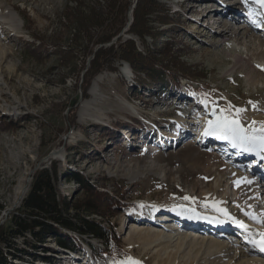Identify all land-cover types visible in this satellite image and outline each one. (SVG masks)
<instances>
[{"label": "rangeland", "instance_id": "374dc122", "mask_svg": "<svg viewBox=\"0 0 264 264\" xmlns=\"http://www.w3.org/2000/svg\"><path fill=\"white\" fill-rule=\"evenodd\" d=\"M76 1L85 8L93 2L0 0V17L6 19L0 22V119L13 122L12 129H0V225L20 206L33 172L55 159L59 161V198L68 200L74 191V204L82 197L78 185L64 178L72 171L90 183L108 181L107 189L102 190L111 196L126 191L129 211L115 214L111 224L116 226L128 257L115 264L128 258L137 264H184V254L165 247L144 250V245L153 240L151 233H145L155 229L163 232L166 228L160 225L177 216L182 225L183 215L215 209L230 223L239 220L247 224L245 229H255L250 219L253 213L246 215L245 211L252 207L261 212L264 196L251 197L248 186L229 175L232 171H253L255 164L247 159L250 155H262L264 162V146L250 152L226 140L219 146L216 136H205L204 131L209 121L215 123L220 118L237 121L249 138H255L257 146L264 139V35L259 28L264 27V3L157 0L177 14L174 20L180 24L162 27L166 34L159 43L173 40L180 61L200 70L206 80L180 82L181 96L167 90L139 89L130 82L134 75L129 66L117 63L115 72L106 70L92 80L83 99L75 85L84 61L81 54L67 65L53 54V48L43 50L41 55L28 53L32 44H58L60 39L63 45L69 43L72 31H68L72 29L67 21L73 19L64 12L75 8ZM9 13L16 14L13 22L7 20ZM248 21L256 27H247ZM33 35L40 41L35 42ZM124 65L128 66L127 75L120 71ZM70 108L76 110L72 126L68 125ZM126 125L132 128L127 130ZM97 127L114 130L113 137L99 136ZM200 128L203 135L198 132ZM244 152L249 156L239 161L234 153ZM258 164L264 169L262 162ZM249 175L255 181L260 178L255 172ZM258 184L261 182L255 184L257 194ZM235 197L236 203L231 204L230 199ZM183 201L187 203H178ZM258 229L264 227L259 225ZM228 234L224 241L233 246ZM235 234L253 238L252 234ZM75 240L80 244L79 252L60 250L48 237L46 245L54 249L48 251V257L55 264H86L90 261V244L103 249L95 238ZM39 262L40 258L33 261L31 257L13 260V264Z\"/></svg>", "mask_w": 264, "mask_h": 264}, {"label": "trees", "instance_id": "16d2710c", "mask_svg": "<svg viewBox=\"0 0 264 264\" xmlns=\"http://www.w3.org/2000/svg\"><path fill=\"white\" fill-rule=\"evenodd\" d=\"M75 4V8H68L64 12L73 19L67 21L72 29L68 31H72L69 43L63 45L60 39L58 44L41 42L36 47L32 44L28 53L41 55L43 50L53 48V54L67 65L81 54L84 61L75 85H78L83 99L87 97L92 80L106 70L115 72L117 63L129 66L134 75L132 84L139 89L175 92L182 81L206 80L200 70L180 61V56L175 53V48L177 51L179 49L173 40L159 43L166 34L162 32V27L180 26L174 20L177 14H172L159 1L93 0L87 8L77 1ZM32 38L35 42L40 41L39 36L33 35ZM147 40H150V44ZM71 109L69 126L74 125L76 114V110ZM12 125L13 122L0 119V129L10 130ZM129 128L132 126L126 125V129ZM96 129L101 137L104 134L110 138L114 135V130L110 128ZM58 173L59 161L49 159L47 164L31 175L29 190L20 206L7 214L6 221L0 225V264H13V260L20 261L24 257H31L33 261L40 258L41 262L52 264L47 254L49 250L54 252V249L46 245L48 237L54 239V244L60 250L70 252L80 250V244L75 239L86 241L85 236L95 238L103 249L89 245L91 264H115L120 259H126L128 254L123 250L117 228L111 224L115 214L129 211L125 203L126 191L111 196L104 191L108 181L98 179L90 183L89 179L72 171L64 178L67 182L76 183L82 195L73 204L74 191L68 200L56 194ZM94 216L102 219V222L93 219Z\"/></svg>", "mask_w": 264, "mask_h": 264}, {"label": "bare ground", "instance_id": "6f19581e", "mask_svg": "<svg viewBox=\"0 0 264 264\" xmlns=\"http://www.w3.org/2000/svg\"><path fill=\"white\" fill-rule=\"evenodd\" d=\"M224 14L225 16H230L229 13H224ZM15 15L9 13L8 15L9 17L7 18V20L13 22L16 19ZM0 20L2 21L6 19L0 17ZM239 33L240 31H238L237 34ZM120 71L123 74L126 75L129 74L127 65H124ZM218 120L222 121V119L220 118ZM198 130H199L198 131L199 134L203 133V130L201 128ZM216 141L220 142V143H216L219 146H223L224 144H226L225 142H222L223 140L220 139H216ZM260 145L264 146V139L262 141H259L258 146L255 145V147H253L252 149H259ZM227 148L230 149V147ZM234 154L239 161L244 160V158H246V156L248 155V153L246 152H244V154L241 153L239 154L234 153ZM261 158L262 155L260 156L259 154H257L256 156L250 155V157L247 159L255 164V166L251 168V170L253 171H249L250 169L242 172L232 171L229 175L234 180H241L242 183L247 185L248 189L252 194L251 197L254 198H259L260 196H264V169L258 164V162H262L264 164ZM248 172L250 173L255 172L261 178L259 180L261 184H259L260 187L258 190V194L255 193V188L257 187L255 186V184L257 181H255V179L252 178L253 176L251 177V175H249L250 173ZM185 202L186 201L178 202V203L183 204ZM263 207H264V201L262 204H260L259 207L262 209L261 212L264 213ZM210 208H214V207H210ZM211 210L209 212L215 214L216 216H213L211 213H205L199 215L190 214L189 216L183 215L182 218L184 219V222L182 223V225H180L177 222L178 216L173 217L175 218L176 221L174 219L171 221H165V222L162 221L163 223L160 226L162 228H166L167 230L165 229L163 230V232H161L162 230L158 231V229H155L151 232L145 233V234L151 233L153 240L150 241L148 244L144 245V250L151 249L153 251H156L158 250V248L165 247L166 249L176 251V253L181 254V256L182 254H184L181 260L184 264H193V263L217 264L216 263L217 261H219L220 264H256L254 263L255 260L258 261L259 264H264V260L260 258V256H258L259 258L256 256V259H253L252 262H251V258L247 256L249 251H254L252 248H255L254 246L248 248L247 245H245L246 243L248 244L252 243L249 240L250 238L248 237L244 238V236L242 235L243 237L239 238L238 240L234 236H231L232 240L239 241L238 244H240L241 246L238 247L236 244L230 246L226 243V241H224V237L229 232L231 233L230 235H233L236 232H238L236 228H233L231 226L234 220L233 221L231 220L230 223V221L226 219L225 215L220 214L215 209H211ZM219 216H221V219H218ZM251 221L253 224H255V229L259 225L264 227V218L260 224H258L256 221L253 220ZM126 226H128V224H126ZM131 227H133V229L135 228V231H137V228L134 227V225H131ZM255 234L256 235L252 234L254 237L251 238V239L255 238L258 241L257 247L255 249L259 250V254L260 253L264 254V250H261V247L258 246L262 241H264V229H258V231H256ZM204 254L207 255V259L205 258ZM120 264H132V262L130 260L127 261L124 260L121 261ZM172 264H179V262L173 261Z\"/></svg>", "mask_w": 264, "mask_h": 264}, {"label": "snow or ice", "instance_id": "6c2138e0", "mask_svg": "<svg viewBox=\"0 0 264 264\" xmlns=\"http://www.w3.org/2000/svg\"><path fill=\"white\" fill-rule=\"evenodd\" d=\"M258 2L264 3V0H258ZM208 123L209 127L204 131L205 136L215 135L217 139L229 141L233 147H240L244 151H250L255 147L253 142L255 138H249L237 121L224 119L222 121L218 120L215 123L213 121H209ZM184 199L187 200L188 197H184ZM252 242L254 245L256 244L255 240ZM258 246L261 247V250H264V241ZM128 260H131V258H128ZM132 264H137V262L132 261Z\"/></svg>", "mask_w": 264, "mask_h": 264}]
</instances>
